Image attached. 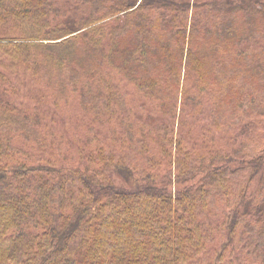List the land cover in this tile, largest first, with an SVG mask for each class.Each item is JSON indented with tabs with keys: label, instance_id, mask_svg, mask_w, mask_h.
I'll list each match as a JSON object with an SVG mask.
<instances>
[{
	"label": "trees",
	"instance_id": "trees-1",
	"mask_svg": "<svg viewBox=\"0 0 264 264\" xmlns=\"http://www.w3.org/2000/svg\"><path fill=\"white\" fill-rule=\"evenodd\" d=\"M0 264H264V0H0Z\"/></svg>",
	"mask_w": 264,
	"mask_h": 264
},
{
	"label": "rangeland",
	"instance_id": "rangeland-1",
	"mask_svg": "<svg viewBox=\"0 0 264 264\" xmlns=\"http://www.w3.org/2000/svg\"><path fill=\"white\" fill-rule=\"evenodd\" d=\"M123 94H125L126 103H128L132 107V112L135 114H139L142 117H151L150 122H156L163 119L162 115L159 114L157 108L154 104L146 101L144 97H142L133 87L128 86L127 84L122 83ZM60 107L50 106L52 111H56L57 116L56 119V130H61L59 133L64 135L62 139V147L69 148L72 154L77 153V149L80 146L87 145L89 141H91L92 146L94 143H97L96 140H101L105 138L107 135V129L111 128V125L106 129H100L95 125H91L93 123V119L90 114L84 113L82 109L77 105V102L71 100L68 104L61 102ZM211 104L207 102L203 108H197L193 115H189L187 120L188 125H180L179 120L170 121L171 125L175 127V129H182L187 135L189 139L192 141L195 140H203L205 132L210 129V111L209 108ZM190 111V109H188ZM184 117V115H181ZM165 120H169L164 118ZM114 124H115V120ZM118 122V120H117ZM212 131V132H211ZM208 136V148L212 146H219L224 141L230 140L232 136L223 133L222 130H209L207 132ZM256 134L252 132L251 134H245V136H240L239 140H246L249 142H253L255 140ZM61 140V139H60Z\"/></svg>",
	"mask_w": 264,
	"mask_h": 264
}]
</instances>
